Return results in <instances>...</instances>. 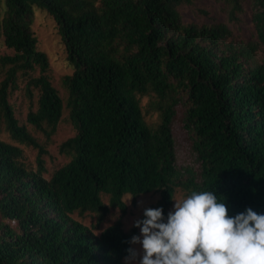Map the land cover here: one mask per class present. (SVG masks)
<instances>
[{"label":"trees","instance_id":"1","mask_svg":"<svg viewBox=\"0 0 264 264\" xmlns=\"http://www.w3.org/2000/svg\"><path fill=\"white\" fill-rule=\"evenodd\" d=\"M244 0H224L237 19ZM191 0H0V125L22 149L0 140V264H125V195L159 196L164 222L176 188L212 191L234 217L264 214V0H251L250 38L225 23H185ZM35 8L54 21L72 68L62 77L65 104L47 75L31 30ZM38 75L34 76L35 71ZM18 75L37 91L26 123L48 139L64 107L75 130L60 152L67 164L44 178L45 148L8 101ZM153 94L159 122L143 119L139 96ZM180 112V116H179ZM179 116V117H178ZM178 119L193 161L183 177L172 133ZM107 196V203L102 201ZM119 219L98 234L72 218Z\"/></svg>","mask_w":264,"mask_h":264},{"label":"rangeland","instance_id":"2","mask_svg":"<svg viewBox=\"0 0 264 264\" xmlns=\"http://www.w3.org/2000/svg\"><path fill=\"white\" fill-rule=\"evenodd\" d=\"M250 5L251 0L242 1L241 12L236 14L237 19L234 20H231L229 17L230 6L224 0H191L190 3L179 6L178 12L185 23L210 24L211 22H222L229 29L233 30V32L250 38ZM31 30L37 39L38 50L44 52L48 59L49 66L47 75L51 84L58 91L59 96L65 104L67 93L62 86L61 79L64 75L70 74L72 68L66 59L65 49L60 35L57 32L56 25L44 9L35 8L31 18ZM1 40L2 38L0 37V58L13 53L2 45ZM33 75H38V71L36 70ZM3 76L4 68L0 64V81ZM26 81L25 77L18 75L17 87L11 90L8 101L19 123L24 124L31 135L45 148L46 155L43 156L45 172L43 176L44 178H49L56 169L69 162L70 156L60 152L59 146L67 139L73 137L75 130L68 118V110L66 107H64L61 120L55 132L48 139L40 131L27 124L26 114L29 111H34L36 108L37 91L33 88L28 89ZM138 100L144 121L148 126L154 127L159 122V112L156 109V97L153 94H149L139 96ZM172 133L175 141L176 161L178 167H180L182 176L185 177L192 164L193 155L190 151L189 143L184 138L185 134L181 129L178 119L173 123ZM0 140L19 146L22 149V161L24 164L28 168H35L36 150L14 143L2 124L0 125ZM130 198L131 196L129 195L123 197L127 211L120 218V221L125 231H129L133 227L134 221L144 219L143 212L145 209L157 208L156 204L159 196L157 194H143L135 199ZM183 198H185L184 192L176 188L168 213L174 211L173 206L175 201ZM102 201L106 204L107 196L102 195ZM119 217L120 213L117 209H109L107 215L100 222H97V216L94 213L87 212L82 216H79L77 213L72 214L73 219L91 228L95 234H98L101 230L113 224ZM137 230V235H140L139 228ZM131 248L140 250L141 245L131 244Z\"/></svg>","mask_w":264,"mask_h":264},{"label":"clouds","instance_id":"3","mask_svg":"<svg viewBox=\"0 0 264 264\" xmlns=\"http://www.w3.org/2000/svg\"><path fill=\"white\" fill-rule=\"evenodd\" d=\"M173 207L166 222L162 208L134 221L140 235L128 243L141 249H127L125 264H264V214L231 217L212 191L194 190Z\"/></svg>","mask_w":264,"mask_h":264}]
</instances>
